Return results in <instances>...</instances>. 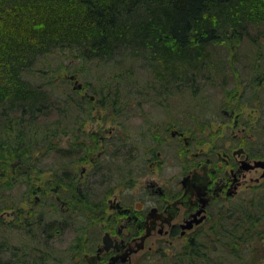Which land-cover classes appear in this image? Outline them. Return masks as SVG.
I'll list each match as a JSON object with an SVG mask.
<instances>
[{
    "label": "rangeland",
    "instance_id": "374dc122",
    "mask_svg": "<svg viewBox=\"0 0 264 264\" xmlns=\"http://www.w3.org/2000/svg\"><path fill=\"white\" fill-rule=\"evenodd\" d=\"M259 15H262L261 11ZM259 23V28L264 27V18ZM249 31L252 33L248 35V39L255 37L254 26H250ZM261 38L263 39L264 35ZM224 40L211 44L204 50L208 53L207 63H211L213 68L210 72L213 77H198L199 80L192 83H186L185 79L176 80L180 85L170 81L173 85L166 87L167 92L171 91L170 95L163 94L161 82L150 76V69L140 68L137 63L133 77L135 84L132 87L121 85L113 93L115 103L120 106L117 110L109 104V96L105 99L98 94L101 93L103 84L101 72L107 71L96 62L87 63L81 68L77 59L71 56L68 50L62 49H56L54 53L38 60L32 67L33 72L25 74V78L39 84L51 81L57 91L53 98L54 106L60 107L51 108L45 118H37L33 123V130L29 128V133H35V126L39 121L42 122L38 128H55L57 132L52 135L54 149L48 152L33 150L34 155H31L26 163H22L18 158H11L6 172L0 173V217L3 219V225H0V241L4 242L0 264H83L81 259L84 253L93 251L95 245L100 243L104 231L102 224L108 222V218L114 216L115 211L111 208H96L93 205L85 207L82 194L90 204L97 203L98 197L106 196V205L108 198L116 197L129 209H147L150 202L144 186L149 178L146 170L147 150L151 147L148 123L156 118L170 115V120H185L180 128L184 127L183 138H193V143L187 148V155L190 156L195 150H208L213 142L223 146L222 142H228L233 132L238 134L237 138H245L244 141L248 136L247 141H257V138L264 137V89H259L250 101L247 94L254 81L252 50H259L260 56H264V45L261 40L251 45L243 38L233 47H229ZM60 62L63 65H60ZM260 62L264 63V58ZM146 74L149 76H145ZM71 75H74V79L70 78ZM77 83L83 86L76 89ZM224 83L225 87L222 89L221 85ZM143 88L146 90L144 93H136ZM67 91L69 94L65 95ZM93 91L97 92L96 97L92 96ZM80 96L93 97L90 116L85 109L86 104L85 108L77 107V104L82 106L80 104L83 99ZM65 98L67 105L63 101ZM99 98L101 99L98 100ZM239 102L240 110L233 112L231 108L236 109ZM179 109H184V114L178 113ZM232 112L233 115L239 112L241 121L237 126L234 123L235 117L230 116ZM31 122L32 120L28 119L26 124ZM176 122L173 121L170 131L178 127ZM64 123L68 124L70 129L66 133H63ZM242 128L243 131H239ZM123 136L128 141L121 142L122 148H115L121 143H111L108 154L105 155L108 143ZM27 137L29 138V135ZM141 138L143 150L138 147L133 153L135 160L130 162L132 156L128 159L126 154L132 146L131 141ZM174 138L176 139L173 141L179 139ZM183 138L180 137V143H183ZM170 148L173 147L166 146L165 150L172 155L174 164L176 157L174 150H169ZM63 149L67 151L64 152ZM100 151L103 152L97 156L95 163L91 162L90 156H96ZM113 152L118 155L112 156L110 163L106 164L107 158H110L109 155ZM64 153H67V156L61 155ZM173 164L165 167V174H176L179 171ZM261 174L262 168L249 171L247 181L239 188L234 201L237 199L249 202L256 188V193L263 192L264 176ZM180 175L181 172L178 177ZM250 177H260V181L255 183ZM79 182L82 185L81 192L73 189L75 184L79 188ZM53 186L59 188L62 198L75 202L74 208L60 204V200L56 199L57 193L50 191ZM19 209L21 215L15 216ZM227 209H222L226 216ZM65 213L74 216L72 220L67 221L69 216ZM29 214H35L30 217V225L22 226ZM37 214L44 217L46 215L47 222H57L60 218L58 226L63 229L59 232L55 229L53 237L47 243L43 238L37 237L39 230L34 226ZM219 218L220 216H217L216 223L221 221ZM77 221L80 223L75 224ZM212 221L207 219L202 224L205 229L201 228L196 234L194 231L200 227H195L185 236H181L179 231L175 235L170 232L154 234L147 238L144 247L124 264H172V260L167 263L165 259L182 253L191 239L199 241L197 236L208 230ZM79 236L83 244L78 242ZM77 243L83 248L89 245L80 256L76 254L79 248ZM164 250L168 253L165 257L162 256ZM72 257H77L78 261H74ZM212 258H216V255Z\"/></svg>",
    "mask_w": 264,
    "mask_h": 264
},
{
    "label": "trees",
    "instance_id": "16d2710c",
    "mask_svg": "<svg viewBox=\"0 0 264 264\" xmlns=\"http://www.w3.org/2000/svg\"><path fill=\"white\" fill-rule=\"evenodd\" d=\"M263 2L264 0H0V173L6 172L11 158H18L26 163L34 155L33 150L48 152L54 149L52 135L57 132L55 128H38L42 122L39 121L35 126V133H29V128L33 130L32 126L37 118H45L51 108L60 107L54 106L53 98L57 91L51 81L39 84L25 78V74L33 72L32 67L42 57L54 53L56 49H62L68 50L81 68L87 63L96 62L107 71L101 72L103 84L101 93L98 94L105 99L109 96V104L117 110L120 106L115 103L113 93L121 85L132 87L135 84L133 77L137 63L140 68L150 69V76L161 82L163 94L170 95L171 91L167 92L166 87L172 86L171 82L180 85L176 81L178 79L192 83L199 80L198 77H213L210 73L213 71L211 63H207L208 53L204 51L209 45L225 39L223 42L233 47L243 38L251 45L260 40L264 45V38H261L264 27H258L259 21L264 18ZM259 11L262 12L261 16ZM250 26H254L255 37L248 39V35L252 33L249 31ZM258 52L252 50L254 81L247 92L248 101L254 99L259 89H264V63L260 62L264 56H260ZM60 65H63L62 62ZM166 78L170 80L167 81ZM221 87L224 89L225 83ZM145 91L143 88L136 93L142 94ZM93 92L96 97L97 92ZM68 94L69 91L65 93ZM80 97L83 99L80 104L82 106L77 104V107L85 108L86 104L85 109L90 116L92 100L87 96ZM63 101L67 103L66 98ZM239 105L240 102L236 104V109L232 107L231 110H240ZM28 119L32 122L27 125ZM240 121V115L237 114L236 126ZM63 126V133L70 130L68 124L64 123ZM124 139V136L117 137L108 143L105 155L108 154L111 143L128 141ZM247 142L249 156L264 159V137ZM122 143L116 144L115 148H122ZM61 155L67 156V153ZM112 156H116L114 152L109 155L110 158L105 157L109 160L106 164L110 163ZM126 156L129 158L130 153ZM73 189L77 190L76 184ZM257 189L253 191L255 193L249 202L235 199L227 210V216L222 212L219 218L221 221H215L201 236L198 235L199 241L191 239L182 253L166 258L165 262L264 264V191L256 193ZM20 215L19 209L15 216ZM33 215L35 214L26 216L22 226H29ZM65 215L69 216L67 221L74 217L67 213ZM45 218L46 215L44 217L37 214L34 226L39 230L37 237L43 238L47 243L53 237L55 229L59 232L63 228L58 226L60 218L57 222H47ZM1 220L3 219L0 217V225H3ZM79 223L77 221L75 224ZM80 237L78 242L81 241ZM76 245L79 246L76 250L78 256L89 246L83 248L79 243ZM3 249L2 240L0 256ZM166 255L168 253L164 250L162 256ZM213 255L216 258H212ZM74 261H78V258L75 257Z\"/></svg>",
    "mask_w": 264,
    "mask_h": 264
},
{
    "label": "flooded vegetation",
    "instance_id": "af4514ba",
    "mask_svg": "<svg viewBox=\"0 0 264 264\" xmlns=\"http://www.w3.org/2000/svg\"><path fill=\"white\" fill-rule=\"evenodd\" d=\"M89 98L93 99L90 96ZM178 113L184 114V109H179ZM173 121H177L175 124L178 127L170 131ZM183 122L185 123L184 119L178 118L170 120V115H167L165 118H156L148 123L151 147L147 150L146 170L149 178L144 186L150 202L147 209L142 210V207L129 209L116 197L108 198L106 205V196L98 197L97 203L90 204L85 195H81L85 207L93 205L96 208H111L115 211V215L110 216L108 222L102 224L104 231L100 243L95 245L93 251L84 253L83 264L110 262L124 264L133 254L141 250L146 239L154 234L162 235L170 232L175 235L179 231L181 236H185L195 227H200L194 231L196 234L203 228L202 224L207 219L213 220L211 227L217 216L224 211L223 208L230 209L239 188L247 181V173L260 168L250 167V164L260 158L249 156L247 150L249 136L244 141L245 138H237L238 134L235 132L228 142L224 143L225 140L222 142L223 146L213 142L208 150H195L191 156L187 155V148L193 143V138L192 136L183 138L184 127L180 128ZM239 131H243V128ZM174 137L179 139L182 137L183 143H180L179 139L173 141L176 139ZM142 141L143 138L136 141L132 139L128 158L132 156L130 162L135 160L133 153L138 147L143 150ZM166 146L173 147L169 150H174L176 157L174 164L172 155L165 150ZM103 151L98 152L96 156H90V161L95 163ZM170 163L179 168L176 174L164 173L165 167ZM180 172L181 175L178 177ZM250 178L255 183L260 181V177ZM78 187L77 191L81 192L80 182ZM50 191L57 193L56 199L60 200V204L74 208L75 202L62 198L57 186H53ZM189 222L191 225L188 227ZM105 234L108 238L106 245L103 243ZM139 245L142 246L140 249H138ZM124 254H127L125 260L121 258Z\"/></svg>",
    "mask_w": 264,
    "mask_h": 264
},
{
    "label": "water",
    "instance_id": "95a60500",
    "mask_svg": "<svg viewBox=\"0 0 264 264\" xmlns=\"http://www.w3.org/2000/svg\"><path fill=\"white\" fill-rule=\"evenodd\" d=\"M73 77H74L73 75L70 76V78H73ZM75 87L76 88H80L81 87V84L80 83H77V85ZM257 166H260V167H263L264 168V160H255L253 164H250V167L251 168L252 167H257ZM262 176H264V171H263ZM190 225H191V222H189L188 227ZM107 240H108V238L106 237V234H105V236L103 237V243H105V245H106ZM105 247H107V246H105ZM141 247L142 246L139 245L138 249L141 248ZM126 256H127V254H124L121 258L123 260H125ZM109 264H112V262H110Z\"/></svg>",
    "mask_w": 264,
    "mask_h": 264
}]
</instances>
